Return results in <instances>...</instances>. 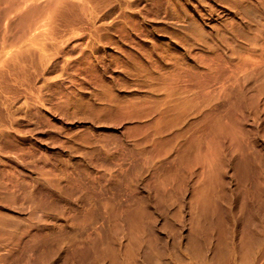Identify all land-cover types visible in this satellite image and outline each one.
Returning <instances> with one entry per match:
<instances>
[{"label":"rangeland","instance_id":"374dc122","mask_svg":"<svg viewBox=\"0 0 264 264\" xmlns=\"http://www.w3.org/2000/svg\"><path fill=\"white\" fill-rule=\"evenodd\" d=\"M0 264H264V0H0Z\"/></svg>","mask_w":264,"mask_h":264}]
</instances>
